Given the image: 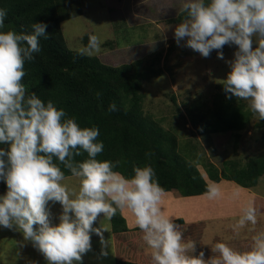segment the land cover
I'll return each mask as SVG.
<instances>
[{
    "label": "clouds",
    "instance_id": "obj_1",
    "mask_svg": "<svg viewBox=\"0 0 264 264\" xmlns=\"http://www.w3.org/2000/svg\"><path fill=\"white\" fill-rule=\"evenodd\" d=\"M182 6L187 16L174 29L177 45L183 41L204 57L219 50L221 59L225 44L238 45L234 57L226 61L231 70L220 83L226 94L246 100L264 119V0H182ZM6 15L0 8V144L9 142L7 149L0 147V180L7 185L0 194V226L21 232L47 264H80L92 248V233L100 237L102 254H108L103 247L109 243L104 237L108 229L103 224L93 227L97 217L103 213L110 220L118 208L128 209L143 231L153 264H264V231L252 236L247 250L217 241L212 252L218 255L205 259L204 251L194 254L196 243L185 241L160 207L165 189L150 164L134 165V175L126 177L114 170L119 161L97 159L104 149L103 141L96 139L98 127H81L52 100L45 102L36 92L26 95L25 61L41 51L39 38H48L47 24L35 21L31 33L4 31ZM99 50L98 37L90 35L80 52L91 55ZM117 110L114 101L109 104L108 111ZM81 150L88 158L75 161ZM54 157L78 179V187H68ZM202 195L217 199L221 188L209 182ZM49 201L62 205L59 223L53 222ZM241 213L234 230L256 225L257 210L251 202Z\"/></svg>",
    "mask_w": 264,
    "mask_h": 264
},
{
    "label": "trees",
    "instance_id": "obj_2",
    "mask_svg": "<svg viewBox=\"0 0 264 264\" xmlns=\"http://www.w3.org/2000/svg\"><path fill=\"white\" fill-rule=\"evenodd\" d=\"M67 1L0 0V8L7 11L4 31L14 29L17 32L31 33V25L35 21L47 24L48 38H39L41 51L33 53L35 59L25 61L22 83L26 86V95L36 92L43 101L52 100L69 117H75L81 127H98L100 135L96 139L103 141L104 149L97 154V159L119 161L114 170L129 178L134 175V165L150 164L155 171V178L165 192L177 190L182 196L202 195L210 181L218 183L223 179L236 182L244 188H252L258 184L264 174V153L250 156L246 162L228 158L223 160L220 167L207 158L198 142L187 140L182 144L172 127L167 128L163 124L164 117H155L145 111L143 81L152 74H163L161 69L152 64L143 65L142 59L112 65L102 61L99 52L93 51V54L87 55L80 52V47L70 48L65 39L63 22L81 15L82 10L78 8V11L71 12L64 5ZM110 8L120 10L122 7ZM186 16L183 9L170 21L179 22ZM111 22L115 23L113 16L110 18ZM149 24L148 21H134L133 27L125 28L120 25L124 29L117 41L126 46L133 44L138 40L128 41L129 33L144 37L148 33ZM84 37L82 46L89 42V34ZM110 39L112 38L103 40L102 48L107 44L111 49L114 48L112 44L116 41ZM153 60L152 63L155 62ZM217 87L212 103L202 101L199 96L186 107L192 124L202 135L242 130L255 116L244 99L226 94L220 82ZM113 101L118 110L110 112L108 106ZM257 124L264 126V119L259 118ZM0 147L7 149L9 142L0 144ZM87 158L88 153L81 150V154L75 156L74 160L83 161ZM54 163L61 167L65 176L72 175L55 157ZM199 164L205 168L207 178L198 167ZM1 190L7 191L6 182L2 180ZM110 221L114 237L118 233H132L131 229H134L140 232L142 244L147 245L143 239V231L137 225L130 228L124 211L118 208ZM173 221L185 241L196 243L194 254L204 251L205 259L218 255L212 252V247L221 239L219 232H213V235L216 234L212 237L213 243H206L207 236L203 239L206 223L200 222L199 225L187 222V225L184 217H176ZM130 233L126 236L127 241L134 238ZM121 252L124 257L117 253V264H143L144 260L153 264L149 255L145 257L137 253L133 256L139 260L136 261L126 258L124 250Z\"/></svg>",
    "mask_w": 264,
    "mask_h": 264
},
{
    "label": "rangeland",
    "instance_id": "obj_3",
    "mask_svg": "<svg viewBox=\"0 0 264 264\" xmlns=\"http://www.w3.org/2000/svg\"><path fill=\"white\" fill-rule=\"evenodd\" d=\"M128 1H131V5L126 4ZM82 2L81 4V0H68L64 3L65 7L71 9V12L78 11V8L82 10L81 15H75L63 22L68 46L83 48L85 47V45L82 46L84 35H96L100 42L99 57L102 61L120 65L142 59L143 65L152 64L155 68L161 69L163 74H152L143 81L144 109L155 117H164L163 124L167 128L172 127L171 129L176 132L182 144L187 140L198 142L207 158L220 167L223 160L228 158L246 162L250 156L264 153V126L257 124L258 114H255L251 122L242 130L202 135L192 124L186 110V107L199 96L202 97V101L212 103L218 90L217 84L225 79L231 70L226 61L234 57V51L238 45L225 44L222 49L223 59L217 56L219 50L214 49L208 57H204L198 51L185 46L183 41L177 45L174 29L182 21L171 22L170 19L183 10L182 0H82ZM116 6L119 8L123 6V8L120 10L110 8ZM112 16L115 18V23H110ZM134 21L135 23H144L145 21L150 23L147 35L144 34V37L142 35L133 36L132 33H129L128 41H138L127 46L124 43L120 44L117 39L124 29L120 25L125 28L133 27ZM109 38L116 41L112 44L114 48L111 49L108 44L102 48L103 40ZM256 46L257 36L254 35L253 48ZM153 59H155L154 63H152ZM244 101L248 104L246 100ZM198 167L207 178L203 165L199 164ZM65 177V183L69 188L78 187L77 178L72 175ZM261 177H264V174ZM218 184L221 188V195L217 199L210 200L209 206L203 205L202 201L205 196H182L177 190H173L165 192L160 207L165 215V211L170 212L171 219L184 217L186 223L199 225L200 222L206 223L203 235V239H206L207 236L205 242L208 243L216 235H213V232L221 233L219 241L227 242V236L224 235L227 231H225V227L233 226L242 214V207L251 202L257 210L259 222L258 225L256 223L253 226V230L249 225L251 223L246 224L243 227L242 235L249 234L250 231L251 234L264 231V227H262L264 226V179L260 178L256 186L247 190L230 180L223 179ZM4 193L1 190L0 180V194ZM249 196L251 200H246ZM258 197L262 202L257 199ZM173 198L181 201H174L175 203L169 205L174 200ZM49 205L53 213V222L59 223L62 205L58 201L55 203L49 201ZM124 214L127 219L133 215L128 209L124 210ZM129 222L131 221L128 220V224ZM101 224L108 229L104 231V237L109 243L103 246L108 254L106 256L102 254L100 237L92 233V248L83 254L80 264H117L118 255L124 257L122 250H124L126 258L139 261L133 256L137 253L140 254L148 246L142 244L140 232L131 229L132 233H118L114 237L111 221L104 218L103 213L94 221L93 227H98ZM129 225L130 228L133 227V225ZM38 227V225H34V228ZM184 232L186 233L185 230ZM129 233L134 238L127 241L126 236ZM235 238H239L238 231L232 242ZM228 240L230 243V238ZM238 245L239 243L236 244V246ZM146 250L148 251V249ZM31 261L47 264L44 255L34 248L30 241H25L21 232L0 226V264H29ZM144 261L143 264H148L146 260ZM74 264H79V262H74Z\"/></svg>",
    "mask_w": 264,
    "mask_h": 264
},
{
    "label": "crops",
    "instance_id": "obj_4",
    "mask_svg": "<svg viewBox=\"0 0 264 264\" xmlns=\"http://www.w3.org/2000/svg\"><path fill=\"white\" fill-rule=\"evenodd\" d=\"M126 4H130L131 5V1H128V3H126ZM125 5V4H124ZM120 7H122L123 8V6H120ZM125 7V6H124ZM230 183V182H229ZM242 188H244V187H242ZM247 189H249V188H246V190ZM250 194V193H249ZM195 196H199V197H201V196H203V195H195ZM188 197H191V196H188ZM187 197V198H188ZM174 200H172L170 203H169V205H172V203L174 202V201H181L180 199H178V200H176L175 198H173ZM257 199H259V201L260 202H262V200H261V198L260 197H258ZM246 200H251V197L249 196V197H247L246 198ZM210 200L209 199H207V198H205V197H203V205L206 207V206H209L210 204H211V202H209ZM175 203V202H174ZM187 203H189V202H187ZM190 204V203H189ZM169 207H171V206H169ZM176 208V207H175ZM223 210L225 211V209L223 208ZM235 210V209H234ZM171 211V210H170ZM166 212V215H168L169 217H170V212L169 211H165ZM174 213H175V211H174ZM222 213H223V211H222ZM134 216L132 215V217L131 218H128L127 220H129V221H131V222H129V224H131V225H133V226H135L136 224H135V222H134V218H133ZM133 218V219H132ZM174 218H176V217H174ZM173 218V219H174ZM172 219V220H173ZM239 219V218H238ZM258 219H257V225H258ZM250 225V227H251V230H253V225H251V224H249ZM262 227H264V226H262ZM226 229H225V231H226V233H225V236H227V242L226 243H228V244H230L231 246H233V247H235V248H237V249H239V250H247L250 246H251V243H252V236L254 235V234H251V231H250V233L248 234V233H245V235H242V232L244 231L243 230V228H241L239 231H238V236H239V238H235L234 240H233V242H232V239H233V237L236 235V230H234L233 229V227L232 226H227V227H225ZM206 230V229H205ZM228 233H234V234H232V235H229ZM207 235V234H206ZM220 235H221V233H220ZM249 235H251V236H249ZM223 237H224V235H223ZM228 238H230V243H229V240H228ZM207 243V242H206ZM208 243H213V240L212 239H210L209 241H208ZM239 243V245L238 246H236V244H238ZM146 249H148V251L146 250ZM146 249H143L142 250V252L140 253V254H144V256L145 257H147V255H149V256H151V254H150V249L148 248V246H147V248ZM191 253V252H190ZM210 257V256H209Z\"/></svg>",
    "mask_w": 264,
    "mask_h": 264
}]
</instances>
